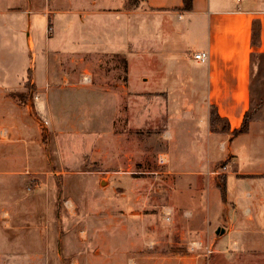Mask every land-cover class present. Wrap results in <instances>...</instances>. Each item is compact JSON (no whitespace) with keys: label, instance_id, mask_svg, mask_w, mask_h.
Returning a JSON list of instances; mask_svg holds the SVG:
<instances>
[{"label":"rangeland","instance_id":"rangeland-1","mask_svg":"<svg viewBox=\"0 0 264 264\" xmlns=\"http://www.w3.org/2000/svg\"><path fill=\"white\" fill-rule=\"evenodd\" d=\"M118 5L115 8H120L119 12L114 11L117 14L104 16L99 13L102 4L92 5L91 0H0V223L4 226L1 221L17 219L25 223V231L30 229L26 225L33 223L34 232L39 225L38 231L46 234L49 229L41 225L53 221L57 237L64 233V222L93 224L96 212L80 207V174L102 171L95 162L96 155L111 150L113 136L119 134L113 133L112 124L134 123L131 111H137L136 119L148 128L141 126L130 133L134 146L131 159L146 165L150 172L133 177L146 179L122 181L121 189L108 174H103L107 178L103 183L102 179H84V183L103 189L101 217L108 221L132 215L127 200L114 206L120 191L136 185L141 194L148 190L151 209L145 214L151 215L158 226L157 234H161L163 225L162 235L167 229L172 234L177 232L175 240L164 244L160 253L173 256L203 251L208 255L206 244H181V232H187L183 220L189 216L168 209L187 201L176 195V189L183 188L177 179L179 174L165 168L169 169L172 159L199 156L201 149L190 139L171 143L169 136L163 138L168 120L165 113L178 115L189 108L183 100H168L165 94H153L151 100L137 93L133 97L124 86L129 59L131 78L139 88L164 89L169 74L177 70L180 55L160 54V45L171 37L159 33V21H152L154 31L149 34L142 16L123 13L128 7L123 0ZM182 21L173 19L169 28L177 29ZM174 40L186 42L183 58L196 64V48L188 37ZM251 85L253 118L264 109V57L253 59ZM171 88H175L173 83ZM145 111H154L153 116ZM215 121L220 129H226L225 122ZM100 125L106 129L96 130ZM174 130L180 133L182 128L175 125ZM166 159L167 164L160 162ZM219 168L222 171L226 167L221 164ZM107 171L113 170L109 166ZM213 177L217 186L224 183L222 174ZM133 181L134 186L130 184ZM82 207L86 209L84 204ZM147 246L153 251L160 249L154 242ZM33 263L46 261H22ZM0 264L16 261L7 257Z\"/></svg>","mask_w":264,"mask_h":264},{"label":"crops","instance_id":"crops-1","mask_svg":"<svg viewBox=\"0 0 264 264\" xmlns=\"http://www.w3.org/2000/svg\"><path fill=\"white\" fill-rule=\"evenodd\" d=\"M123 1L128 7L122 12L142 16L149 34L154 31L152 21H159V33L171 37L160 45L161 55L175 52L180 55L177 70L169 74L162 90L139 88L131 78L129 59L127 77L123 81L128 95L131 93L135 97L137 93L144 100H151L153 94H165L168 100H183L189 108L178 115L171 111L165 113L168 120L162 137L169 136L171 143L190 139L201 149L199 156L172 159L169 169L165 168L179 174L177 179L183 188H175L176 195H182L183 201H187V204L168 209L186 212L189 216L183 220L187 232L182 230L181 244L203 243L212 248L213 253L161 254L164 244L175 240L177 232L172 234L167 229L162 235L166 227L163 225L161 234H157L158 226L151 215L145 214L151 209L148 204L151 194L148 190L141 194L134 181L130 184L137 187L124 188L117 194L114 204L119 206L127 200V210L132 215L111 221L101 217L105 207L103 189L98 185L93 187V183H84V179H102L103 183L107 180L103 174L112 175L114 184L121 189L122 181L146 179L133 175L150 172L146 165L131 159L134 146L130 133L143 126L135 117L137 111H131L134 123L112 124L113 133L119 134H114L111 150L101 155L97 152L95 162L102 171L80 174L79 188L83 196L80 207L82 211L96 212L94 223L64 222V233L57 237L53 221L41 225V228L49 229L45 234L38 231L39 225L36 232L33 223L26 225L30 229L25 231V223L17 219L3 220L4 226L0 223V260L11 257L16 264H22L24 260H45L46 264H264V109L251 119L248 133L233 136L246 113L250 112L253 59L257 54L264 57V0H193L190 11L184 10V0ZM98 3L103 6L99 13L104 16L117 14L114 11L120 10L115 8L120 0H91L92 5ZM175 18L183 20L181 25L177 29L169 28ZM254 31L260 35L259 45L253 42ZM182 36L192 42L195 54L207 52L208 60L191 65L184 59L186 42L175 43L174 40V37ZM190 101L198 102L192 104ZM212 108L215 111H211ZM145 112L152 117L154 111ZM213 114L214 121L217 118L227 124L226 129H220L216 121L213 122ZM152 125L150 123L149 128ZM175 125L181 126L180 133L174 130ZM104 128L100 125L96 130L103 131ZM160 162L167 164L168 159ZM221 164L226 167L222 171ZM109 166L112 172L107 171ZM169 172L165 171V174ZM220 174L226 187V201L213 177ZM141 198L143 201L139 203ZM218 229L224 233L217 234ZM81 232L86 234L80 236ZM152 242L158 243L160 249L149 250L147 245Z\"/></svg>","mask_w":264,"mask_h":264},{"label":"trees","instance_id":"trees-1","mask_svg":"<svg viewBox=\"0 0 264 264\" xmlns=\"http://www.w3.org/2000/svg\"><path fill=\"white\" fill-rule=\"evenodd\" d=\"M193 8V0H184V10H187V11H190L192 10ZM253 42H255V44L259 45L260 44V35L257 31H254L253 32ZM256 56L258 57H263L262 54H257ZM252 119V113L250 112H247L245 117H244V120H243V123L241 125L240 128L234 130L233 132V136L234 137H237L241 134H246L249 132V129H250V121ZM212 120L213 122L214 121V114L212 116ZM219 186V189L221 191V195H222V199L223 201H226V187H225V184L222 183V184H218Z\"/></svg>","mask_w":264,"mask_h":264},{"label":"built area","instance_id":"built-area-1","mask_svg":"<svg viewBox=\"0 0 264 264\" xmlns=\"http://www.w3.org/2000/svg\"><path fill=\"white\" fill-rule=\"evenodd\" d=\"M194 57L197 61L204 63L208 60L209 54L207 52H200V53H196ZM201 245H203V243H199V246ZM206 249H207L208 254L213 253V251L210 248L207 247Z\"/></svg>","mask_w":264,"mask_h":264},{"label":"water","instance_id":"water-1","mask_svg":"<svg viewBox=\"0 0 264 264\" xmlns=\"http://www.w3.org/2000/svg\"><path fill=\"white\" fill-rule=\"evenodd\" d=\"M220 233H224V230H222V229H218V230H217V234H220Z\"/></svg>","mask_w":264,"mask_h":264}]
</instances>
